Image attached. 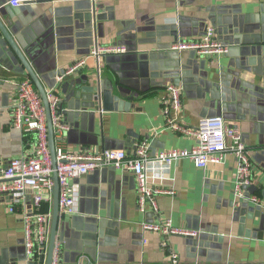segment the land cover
I'll list each match as a JSON object with an SVG mask.
<instances>
[{
    "label": "crops",
    "instance_id": "crops-1",
    "mask_svg": "<svg viewBox=\"0 0 264 264\" xmlns=\"http://www.w3.org/2000/svg\"><path fill=\"white\" fill-rule=\"evenodd\" d=\"M10 1L0 0V10L17 12L24 27L9 29L47 90H56L60 104L63 82L55 88L48 85L55 73L87 56L96 38L99 46L127 48L125 54L104 55L100 64L89 58L87 67L73 76H96L98 68L107 88L119 87L128 97L132 93L133 107L95 112L70 102L62 116L68 127L66 151L125 150L134 157L142 142L149 144L152 155L195 148L197 141L178 135L164 117L159 97L169 84L183 88L182 123L195 129L204 118L222 117L251 150L247 197L238 199L235 193L233 154L206 170L182 159L151 181L174 191L158 197L160 212L155 216L139 211L135 176L124 167L103 166L72 180L79 210L61 218L62 263L75 264L87 256L100 264H164L176 253L190 263L264 264V0H97L95 13L92 0L26 2L16 11ZM212 27L229 47L227 54L209 59L194 51L170 50L177 41L201 40ZM27 78L2 40L0 168L33 155L37 147L36 133L18 130L12 122L17 85ZM249 196L259 198L260 204ZM12 206L16 212H10ZM23 207L12 194L0 198V264H27ZM46 209L53 211V202ZM166 220L199 237L165 236L142 226Z\"/></svg>",
    "mask_w": 264,
    "mask_h": 264
},
{
    "label": "built area",
    "instance_id": "built-area-1",
    "mask_svg": "<svg viewBox=\"0 0 264 264\" xmlns=\"http://www.w3.org/2000/svg\"><path fill=\"white\" fill-rule=\"evenodd\" d=\"M39 0H11L10 6L19 8L26 2ZM97 2V0H92ZM228 46L222 44L217 37L215 29L208 28L205 36L199 41H177L171 47L172 51H194L199 57L215 58L228 53ZM127 48L122 45L99 46L96 44L90 53L78 59L71 67L58 76V83L71 77L87 67L89 58L100 60L104 55L125 54ZM181 86L169 84L165 87L163 95L159 97L163 106L164 117L169 127L178 135L194 138L197 141L191 150H169L152 155L147 142L138 145L135 156L128 157L125 150L84 151L70 153L63 146L65 132L68 127L62 122L59 114L60 97L56 90H47L50 103L55 145L56 169L53 168L48 140V124L43 101L30 78L17 85V95L11 105L12 122L16 129L35 132L37 147L31 156H22L12 159L5 167L0 168V198L12 194L16 202L23 203L22 222L24 233V247L27 255V264H37L44 261L48 254L51 235L53 211H43L44 205L52 204L54 200L55 182L54 173H57L60 187L59 214L64 219L78 214V194L75 192L72 180L79 179L99 170L103 166L115 169L126 168L132 171L138 194V208L143 214L152 213L154 216L160 212L158 197L160 195H173L174 191L155 187L151 182L165 171L172 163L182 159H190L195 165L206 170L210 164H222L228 153L237 159V179L235 193L238 199L247 197L252 185L251 150L244 143L241 133L233 128L222 117H208L202 119L195 129L181 122L179 116L182 110ZM154 174V176H152ZM156 175V176H155ZM31 195V199L29 198ZM249 199L260 204L259 198L249 196ZM16 212L15 207L9 208ZM146 232L162 234L165 236H197L195 231H186L176 228L170 220L157 222H144ZM52 264H63L61 260V246L56 242ZM75 264L94 263L87 256H82ZM164 264H214L203 262H185L181 257L172 253L168 262Z\"/></svg>",
    "mask_w": 264,
    "mask_h": 264
},
{
    "label": "water",
    "instance_id": "water-1",
    "mask_svg": "<svg viewBox=\"0 0 264 264\" xmlns=\"http://www.w3.org/2000/svg\"><path fill=\"white\" fill-rule=\"evenodd\" d=\"M39 1L53 3L54 0H39ZM91 4H92L91 5L92 11L94 13L97 12V3L91 2ZM11 9L16 11L15 8L13 7H11ZM4 11L5 13L0 10V32H1L0 43H2V40H4L9 44L10 48L15 53L16 57L19 59L20 64L22 65V69L27 73L28 77L31 79V81L33 82L37 91L40 94L47 116L48 140H49V148L52 158V164H53V168L56 169V165H57L56 145H55L56 141L54 135V126H53L50 103L47 97V87H45V85L43 84L40 78L41 73L36 71V69L32 67L27 57V54L20 48L12 32L9 29L14 27H20V28L24 27L23 22L19 18H17L19 14L17 12L10 13L7 10ZM213 28L215 29V27ZM215 32H217L216 29ZM220 41L222 42V44L226 45L222 40ZM97 42L98 39L96 38L95 45ZM62 74H64V72L58 71L57 73H55L54 82L48 86L50 88L57 87L58 85L57 78ZM92 75H93L92 77L87 75H82L79 78H75V79L74 76L73 78L68 77L63 81V83L61 84V89L65 98L62 100L61 104H59L60 107L59 114L61 118L63 116V112L64 113L67 112L65 111V108L70 102H73V104L76 106L82 105L83 107L86 108H92L95 110V112L100 110L115 111L116 108L118 107L121 108V106L124 111H129L133 107V102H132L133 96H131L132 93L128 97V92L125 91L123 92L119 87H116L115 89L112 86L110 88H107L106 87L107 79L101 77L98 68H97L96 76H94V74ZM67 133L68 131L65 132V138L68 135ZM129 146L130 145H128V139H127L126 141L127 150L128 148H130ZM53 179L55 182L54 200H53V218H52L51 235H50V241L48 247V254L46 258V264L53 263L54 249L56 246V242L59 241L58 231H59L60 222L62 221L59 214L60 187L56 172L54 173ZM185 237L187 239L196 240L199 237V234L197 236H185ZM41 261H44L43 257H41Z\"/></svg>",
    "mask_w": 264,
    "mask_h": 264
},
{
    "label": "trees",
    "instance_id": "trees-1",
    "mask_svg": "<svg viewBox=\"0 0 264 264\" xmlns=\"http://www.w3.org/2000/svg\"><path fill=\"white\" fill-rule=\"evenodd\" d=\"M58 112H59V111H58ZM45 206L47 207V205H44V208L42 209L43 211H47V209H46ZM37 264H42V262L39 260Z\"/></svg>",
    "mask_w": 264,
    "mask_h": 264
}]
</instances>
